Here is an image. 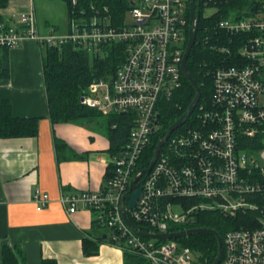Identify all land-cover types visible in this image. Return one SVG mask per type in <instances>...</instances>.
Masks as SVG:
<instances>
[{
    "label": "built area",
    "instance_id": "2783aa9c",
    "mask_svg": "<svg viewBox=\"0 0 264 264\" xmlns=\"http://www.w3.org/2000/svg\"><path fill=\"white\" fill-rule=\"evenodd\" d=\"M232 1L196 0L205 19L227 8L206 27L221 33L214 38L224 43L217 47L223 59L207 72L212 94L199 107L197 124L172 132L151 170L139 176L130 192L132 179L144 170L138 166L157 129L158 105L182 85L190 0H131L127 12L133 23L123 19L119 26L99 11L91 17L72 12L66 34L52 29L41 34L32 11L20 14L16 25L0 24V47L7 49L27 40L58 50L71 45L90 54H102L112 44L123 46L124 59L115 74L91 82L79 99L107 116H125L127 139L112 156L102 188L63 195L60 202L70 214L80 208L91 211L107 241L144 264L206 263L177 238L142 237L127 225L123 209L140 231L154 235L180 232L172 230L176 226L190 229L200 213L242 217L244 225L225 231L218 264H264V0H246L237 15L228 9ZM204 9L212 11L203 14ZM31 199L38 211L50 200L38 188Z\"/></svg>",
    "mask_w": 264,
    "mask_h": 264
},
{
    "label": "crops",
    "instance_id": "0c3cea01",
    "mask_svg": "<svg viewBox=\"0 0 264 264\" xmlns=\"http://www.w3.org/2000/svg\"><path fill=\"white\" fill-rule=\"evenodd\" d=\"M0 9L6 25L32 11L41 34H66L68 11L63 0H8ZM4 51L0 48V60ZM44 48L27 40L6 52L8 73L0 68V100L19 118H38L34 136L0 138V264L5 245L17 251L18 264H124L123 250L107 241L91 211L70 214L63 195L102 188L111 162L107 116L53 124L48 117L43 77ZM106 120V123H105ZM34 188L49 196L40 211ZM84 241L97 252L86 255Z\"/></svg>",
    "mask_w": 264,
    "mask_h": 264
},
{
    "label": "trees",
    "instance_id": "16d2710c",
    "mask_svg": "<svg viewBox=\"0 0 264 264\" xmlns=\"http://www.w3.org/2000/svg\"><path fill=\"white\" fill-rule=\"evenodd\" d=\"M8 0H0V9L7 6ZM65 2L68 18L71 19L72 12L77 15L83 11L86 16L91 17L97 11L101 16H109L112 26H119L124 19L125 13L130 8L131 0H76L72 6L71 0ZM247 5L246 0H233L229 11L241 14V9ZM91 6L94 11L91 10ZM227 10L221 8L220 14ZM96 11V12H95ZM228 11V12H229ZM199 26L194 38V45L189 52L186 62L187 69L192 78L200 88L201 97L190 120L186 121L173 134L183 132L197 124L195 118L199 107L206 104L212 94V80L208 71L213 69L222 58L217 52V47L224 43L215 41L216 36L221 33L206 30V27L214 25L221 16L217 14L209 19L202 17V8L199 7ZM78 16V15H77ZM0 24H6L0 15ZM221 42V41H220ZM187 43V39H186ZM4 53L0 60V68L3 76L8 73L7 48L0 47ZM43 77L47 98L48 117L55 123L70 122L77 119L93 120L99 112L80 103V97L91 82L99 79H107L115 74L118 66L124 59L123 46L112 44L104 49L102 54H90L83 50H75L71 45H63L61 49L43 47ZM195 96L193 85L182 76V85L172 93L169 99H163L158 105L157 129L151 137V143L143 152L141 169H146L153 157L157 143L166 135L167 128L185 112ZM105 120L108 137L110 140L109 154H116L125 143L129 126L126 124L125 116H109ZM38 130V118H19L11 113L10 104L7 100H0V138L29 137L34 136ZM111 165L107 167L109 169ZM179 201V200H177ZM242 217L236 219L225 218L221 214L205 212L196 216L195 222L187 228H207L214 230L222 239L225 231L230 228H237L244 225ZM185 227H174L173 231H182ZM104 234H102L103 236ZM179 243L192 248V251L200 255L199 260L206 264H212L218 252V245L215 236L207 233H198L176 239ZM83 243V250L86 255H94L97 252L95 245ZM124 264H144L142 258L123 251ZM3 264H18L17 251L5 245L2 251ZM43 264H55L53 261L44 260Z\"/></svg>",
    "mask_w": 264,
    "mask_h": 264
},
{
    "label": "water",
    "instance_id": "95a60500",
    "mask_svg": "<svg viewBox=\"0 0 264 264\" xmlns=\"http://www.w3.org/2000/svg\"><path fill=\"white\" fill-rule=\"evenodd\" d=\"M189 13H190V22H191V27L189 29L188 32V40H187V44H186V48L183 54V58H182V63H181V71H182V75L183 77H185L194 87L195 90V96L193 98V100L190 102V104L188 105L187 109L185 110V112L176 120V122L172 123L166 131V135L164 137H162V139L157 143L155 149H154V154L153 157L148 165V167L144 170H140L132 179L131 184H130V189L128 192H130L136 185V180H138L139 176L142 173H148L154 162L156 161V158L161 150V148H163V145L165 144L166 140L169 138V136L172 134V132H174L175 130H177L180 126H182L188 119H190V116L193 112V110L195 109V107L197 106L200 97H201V92H200V88L198 87L197 83L195 82V80L192 78L191 74L189 73L188 69H187V59L189 56V52L191 51L193 45H194V41H195V37H196V32L198 29V23H199V16H200V12L199 9L197 7V3L196 0H190V4H189ZM81 99V98H80ZM82 100V99H81ZM138 194H140V189H137L136 191L133 192L132 196H131V200L130 203L128 205V208H133L135 206L136 200L138 198ZM123 209V207H122ZM122 216L125 220V222L127 223V225L131 228H133L134 230H136L138 232L139 235H141L142 237H152V238H158V239H176V238H180V237H184L187 235H193V234H198V233H207V234H212L213 236H215L216 240H217V245H218V252L216 255V258L214 259V261H212V264H218L221 256H222V241L220 236L218 235V233H216L214 230L211 229H207V228H190L187 230H183L180 232H175V233H168V234H160V235H154L151 233H144L142 231H140V228L136 225H134L127 217L126 214L124 212H122Z\"/></svg>",
    "mask_w": 264,
    "mask_h": 264
},
{
    "label": "rangeland",
    "instance_id": "374dc122",
    "mask_svg": "<svg viewBox=\"0 0 264 264\" xmlns=\"http://www.w3.org/2000/svg\"><path fill=\"white\" fill-rule=\"evenodd\" d=\"M211 11H212V10L204 9V10H203V14H209ZM124 23H126V24L133 23V18L129 15L128 12L125 13V16H124Z\"/></svg>",
    "mask_w": 264,
    "mask_h": 264
}]
</instances>
